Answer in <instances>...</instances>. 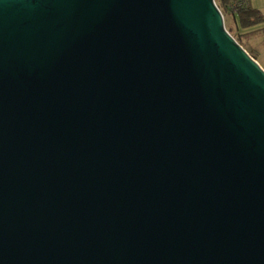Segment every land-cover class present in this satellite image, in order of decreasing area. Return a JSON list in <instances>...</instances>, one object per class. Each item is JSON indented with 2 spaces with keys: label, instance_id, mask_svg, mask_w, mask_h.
Wrapping results in <instances>:
<instances>
[{
  "label": "water",
  "instance_id": "1",
  "mask_svg": "<svg viewBox=\"0 0 264 264\" xmlns=\"http://www.w3.org/2000/svg\"><path fill=\"white\" fill-rule=\"evenodd\" d=\"M0 264H264V69L215 0H0Z\"/></svg>",
  "mask_w": 264,
  "mask_h": 264
},
{
  "label": "rangeland",
  "instance_id": "2",
  "mask_svg": "<svg viewBox=\"0 0 264 264\" xmlns=\"http://www.w3.org/2000/svg\"><path fill=\"white\" fill-rule=\"evenodd\" d=\"M232 1L229 0L226 3L230 4ZM249 2L251 7L258 9L264 15V0H249ZM222 11L226 29L241 41L248 52L253 54L256 57L255 60L264 68V20L254 27L244 28L235 22L230 9L222 8Z\"/></svg>",
  "mask_w": 264,
  "mask_h": 264
},
{
  "label": "trees",
  "instance_id": "3",
  "mask_svg": "<svg viewBox=\"0 0 264 264\" xmlns=\"http://www.w3.org/2000/svg\"><path fill=\"white\" fill-rule=\"evenodd\" d=\"M217 1V5L219 9L222 8L224 10H231L232 16L235 19V22L238 23L240 27H254L258 25L264 20V15L258 10L251 7L249 0H233L230 4L226 3L229 0H215ZM223 12V11H222ZM231 35L235 38V40L248 52V50L243 46L241 41L234 36L232 33ZM251 57L256 59V57L248 52Z\"/></svg>",
  "mask_w": 264,
  "mask_h": 264
},
{
  "label": "crops",
  "instance_id": "4",
  "mask_svg": "<svg viewBox=\"0 0 264 264\" xmlns=\"http://www.w3.org/2000/svg\"><path fill=\"white\" fill-rule=\"evenodd\" d=\"M260 65V64H259ZM261 66V65H260ZM262 67V66H261ZM263 68V67H262ZM264 69V68H263Z\"/></svg>",
  "mask_w": 264,
  "mask_h": 264
}]
</instances>
